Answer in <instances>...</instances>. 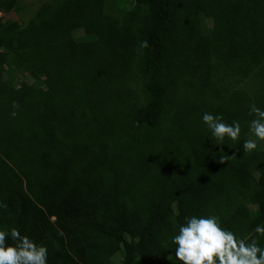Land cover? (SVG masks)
Returning a JSON list of instances; mask_svg holds the SVG:
<instances>
[{
    "label": "trees",
    "instance_id": "obj_1",
    "mask_svg": "<svg viewBox=\"0 0 264 264\" xmlns=\"http://www.w3.org/2000/svg\"><path fill=\"white\" fill-rule=\"evenodd\" d=\"M4 76L0 228L49 264H180L187 216L248 239L264 225V145H242L264 108V0H52L0 18ZM204 112L239 121V140L213 138Z\"/></svg>",
    "mask_w": 264,
    "mask_h": 264
},
{
    "label": "clouds",
    "instance_id": "obj_2",
    "mask_svg": "<svg viewBox=\"0 0 264 264\" xmlns=\"http://www.w3.org/2000/svg\"><path fill=\"white\" fill-rule=\"evenodd\" d=\"M147 47V41H143L141 48ZM249 112L254 118L248 122V131L254 138L243 141L245 153L255 151L258 141H264V108L253 103L249 105ZM201 122L218 141H238L241 137L239 121L226 123L222 115L204 112ZM229 159L220 154L219 162ZM254 232L256 238L248 239L224 227L214 214L190 215L178 226L171 243L175 245V259L180 264H264V246L260 244L264 225L258 224ZM48 257L44 244L22 235L15 227L0 228V264H49Z\"/></svg>",
    "mask_w": 264,
    "mask_h": 264
},
{
    "label": "rangeland",
    "instance_id": "obj_3",
    "mask_svg": "<svg viewBox=\"0 0 264 264\" xmlns=\"http://www.w3.org/2000/svg\"><path fill=\"white\" fill-rule=\"evenodd\" d=\"M18 1L23 6V10H22L21 14L17 15V13L13 11L10 14L4 15L3 13L0 12V18H3L4 22L14 21L17 23H21L23 21V23H28L32 18H34L36 12L40 9V7L44 3L51 2L52 0H18ZM3 78H4V80L3 79L1 80V77H0V84L1 85L8 83V77L4 76ZM16 78H19V75ZM22 82L23 83L29 82L31 84L34 83V81L29 80V78H27L25 80L23 79L21 81V83ZM263 145H264V141H258L259 147H263Z\"/></svg>",
    "mask_w": 264,
    "mask_h": 264
}]
</instances>
